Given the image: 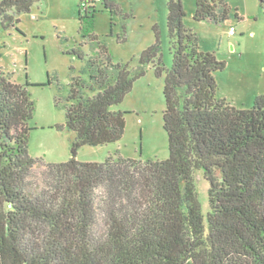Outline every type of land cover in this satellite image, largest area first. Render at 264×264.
<instances>
[{
    "label": "trees",
    "instance_id": "obj_1",
    "mask_svg": "<svg viewBox=\"0 0 264 264\" xmlns=\"http://www.w3.org/2000/svg\"><path fill=\"white\" fill-rule=\"evenodd\" d=\"M41 1L2 0L0 25L16 27ZM103 4L116 9L113 0ZM167 8L169 70L157 29L133 70L114 63L95 34L84 36L90 55L67 51L84 62L77 74L71 68L65 99L55 100L66 114L57 128L73 133L67 162L30 155L33 84L0 70V264H264V95L248 109L220 98L216 73L226 63L201 50L183 0ZM231 15L226 0L196 1L198 22L223 24ZM150 65L164 77L168 158L79 161L82 147L123 138L126 112L112 107ZM199 170L210 185L207 215L194 183Z\"/></svg>",
    "mask_w": 264,
    "mask_h": 264
},
{
    "label": "rangeland",
    "instance_id": "obj_2",
    "mask_svg": "<svg viewBox=\"0 0 264 264\" xmlns=\"http://www.w3.org/2000/svg\"><path fill=\"white\" fill-rule=\"evenodd\" d=\"M103 1L43 0L30 13L21 14L16 27L6 30L0 25V70L14 73L20 83L29 80L33 84L29 90L36 111L30 121L29 152L45 163H64L71 158L73 133L57 128L65 125L66 114L55 100L67 96L71 68L77 74L84 66L67 51L81 47L86 55L91 54L84 36L98 35L111 50L113 62L128 63L133 70L139 66L141 54L155 43L157 29L166 70L172 66L168 0H113V11L106 9ZM196 1L183 0L184 23L198 34L202 51L212 52L226 63V69L216 73L218 96L227 94L234 103L227 101L237 108L252 107L255 99L249 107H243L242 102L255 92H264V12L259 0H226L232 15L223 24L196 21ZM86 14L88 19L82 22L80 18ZM232 28L234 35L230 34ZM163 87L164 77L158 78L153 65L148 66L124 101L112 107L126 112L123 138L108 145L84 146L77 159L103 163L116 154L141 161L167 159ZM40 171L37 169L36 175ZM194 183L202 212L207 215L210 185L202 170L195 172Z\"/></svg>",
    "mask_w": 264,
    "mask_h": 264
},
{
    "label": "crops",
    "instance_id": "obj_3",
    "mask_svg": "<svg viewBox=\"0 0 264 264\" xmlns=\"http://www.w3.org/2000/svg\"><path fill=\"white\" fill-rule=\"evenodd\" d=\"M263 91H258V92H255V93H253L252 95H250L249 97H248V99L247 100H245V101H241L243 104V107H249L250 105H251V103H252V101H253V99H255L257 96H260V95H263ZM256 96V97H255ZM255 97V98H254ZM220 98H224V99H226V100H230V101H232L233 103H234V100H232V98H230V96H228L227 94H221L220 95Z\"/></svg>",
    "mask_w": 264,
    "mask_h": 264
},
{
    "label": "built area",
    "instance_id": "obj_4",
    "mask_svg": "<svg viewBox=\"0 0 264 264\" xmlns=\"http://www.w3.org/2000/svg\"><path fill=\"white\" fill-rule=\"evenodd\" d=\"M230 34L234 35V29L233 28L231 29Z\"/></svg>",
    "mask_w": 264,
    "mask_h": 264
}]
</instances>
